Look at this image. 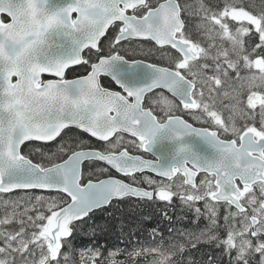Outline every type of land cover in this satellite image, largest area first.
<instances>
[{"label": "snow or ice", "instance_id": "1", "mask_svg": "<svg viewBox=\"0 0 264 264\" xmlns=\"http://www.w3.org/2000/svg\"><path fill=\"white\" fill-rule=\"evenodd\" d=\"M0 264H264V0H0Z\"/></svg>", "mask_w": 264, "mask_h": 264}, {"label": "trees", "instance_id": "2", "mask_svg": "<svg viewBox=\"0 0 264 264\" xmlns=\"http://www.w3.org/2000/svg\"><path fill=\"white\" fill-rule=\"evenodd\" d=\"M159 207H161L160 205H157V206H155V208H150V209H145V214L147 215L148 213H151L152 215H153V222L154 223H156V222H158L161 218H160V216H159V212L156 210V209H158ZM160 226L162 227V228H164V227H166V225L164 224V223H161L160 224ZM138 237H136V236H133L131 239L134 241L135 239H137ZM139 238L142 240L143 239V234H141L140 236H139ZM118 246H120V247H123L124 245L123 244H120V245H118Z\"/></svg>", "mask_w": 264, "mask_h": 264}]
</instances>
